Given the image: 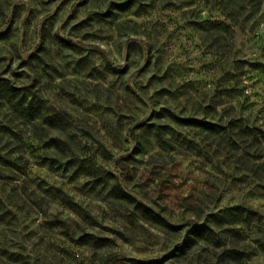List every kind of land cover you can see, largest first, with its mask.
<instances>
[{"label": "rangeland", "instance_id": "1", "mask_svg": "<svg viewBox=\"0 0 264 264\" xmlns=\"http://www.w3.org/2000/svg\"><path fill=\"white\" fill-rule=\"evenodd\" d=\"M264 264V0H0V264Z\"/></svg>", "mask_w": 264, "mask_h": 264}, {"label": "trees", "instance_id": "2", "mask_svg": "<svg viewBox=\"0 0 264 264\" xmlns=\"http://www.w3.org/2000/svg\"><path fill=\"white\" fill-rule=\"evenodd\" d=\"M136 264H141V263H139V262H135ZM146 264H148V263H146Z\"/></svg>", "mask_w": 264, "mask_h": 264}]
</instances>
